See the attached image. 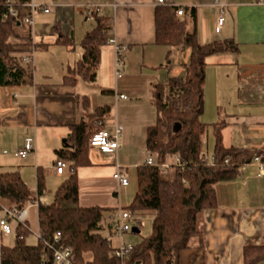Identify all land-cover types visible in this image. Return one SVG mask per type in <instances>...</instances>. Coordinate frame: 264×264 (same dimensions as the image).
Instances as JSON below:
<instances>
[{
    "label": "crops",
    "instance_id": "obj_1",
    "mask_svg": "<svg viewBox=\"0 0 264 264\" xmlns=\"http://www.w3.org/2000/svg\"><path fill=\"white\" fill-rule=\"evenodd\" d=\"M30 3L49 7L47 14L39 10L32 12L30 30L36 45L32 51V65L34 56L37 58L40 52L46 64L56 72L49 73L47 68L45 75L37 76L33 71L32 85L0 88V141L8 133L20 136L33 129V160L43 166L42 169L35 166V186L29 189L33 197H36L37 171L47 185L53 180L58 182L54 190L46 187L47 192H43L47 203L52 202L54 191L66 178L54 173V152L64 146L63 141L70 134L69 127L85 118L80 99H87L88 112L96 107H110L105 129L111 132L114 123L122 127L121 146L115 154L90 149L92 165L78 168L77 177L81 207L112 209L103 213L99 224L101 237L107 240L111 236L113 215L132 202L137 189L136 169L146 162L141 158L120 162V150L127 148L132 156L140 148L146 155L149 153L145 148V136L156 118L152 104L153 85L164 84L169 77H182L190 56L188 48L155 44L154 10L158 6L181 8L184 15L177 19L185 21L188 32L195 30L200 45L233 40L238 47L237 52L216 53L204 61L203 113L200 117L205 125L200 137L203 156H212L213 126L219 123H223L220 134L225 148L264 153V4L257 5L251 0H162L160 4L157 0H54L52 3L31 0ZM98 7L100 13H96ZM192 9L194 21L189 15ZM97 17L109 24L106 37L113 36L127 47L123 75L115 79L113 47L104 43L94 83H86L74 72L75 85H67L63 79L81 60L80 43L96 26ZM219 18L223 19L220 27L217 26ZM54 28L70 43L58 44ZM120 95L127 99H120ZM43 144L47 147L46 153L53 154L51 166L41 163L39 156ZM6 156L19 162L28 159V156L20 159L17 152L10 154L0 150V173L18 171L19 166H13ZM254 158L241 167L237 177L215 185L217 208L204 212L201 217L203 248L193 241L189 249L181 252L179 264H241L242 247L263 242L264 165L260 169ZM258 158L262 162V156ZM173 159L165 162L170 167L161 173L164 181L172 178ZM117 165L128 179L126 186L113 179ZM129 171L134 172L131 191L128 189ZM49 196L52 198L48 202ZM32 203L26 204L27 222L31 233H35L39 229L37 206ZM30 223H34V230ZM139 223L140 227L144 225ZM139 228L138 232H130L141 236ZM125 234L120 238L111 236L110 248L125 244ZM82 258L87 263L92 261L91 253H84Z\"/></svg>",
    "mask_w": 264,
    "mask_h": 264
},
{
    "label": "trees",
    "instance_id": "obj_2",
    "mask_svg": "<svg viewBox=\"0 0 264 264\" xmlns=\"http://www.w3.org/2000/svg\"><path fill=\"white\" fill-rule=\"evenodd\" d=\"M17 16L0 19V88L29 86L33 83V66L23 64L21 57L32 53L31 30L23 23L30 15L31 0H11ZM6 0H0V14L7 13ZM175 9L158 6L154 10L155 44L190 50L188 63L182 77H169L164 84L153 85L152 104L156 111L154 124L147 129L145 148L157 155V165L143 164L136 169L137 189L132 202L125 209L135 219L151 215L150 232L133 247L132 253L123 261L109 258L110 244L99 234L100 222L109 208L81 207L78 202L77 169L90 167L88 142L94 132L106 126L110 107H96L88 112L87 99H80L85 118L69 127L65 144L54 152L55 161L70 163L69 174L53 194L50 203L40 200L45 186L42 174L37 171L36 197L21 179L18 171L0 173V200L9 207L22 208L37 199V220L40 239L36 244H25L29 231L19 225L14 229L13 246H4L0 241V264H52V250L44 247L63 245L72 250L76 264H179L181 252L189 249L193 241L203 248L201 217L206 211L217 208L215 185L234 179L241 167L253 157L264 153L225 148L221 140L223 123L215 124V144L210 162L201 153L200 137L205 125L200 121L203 113V83L205 58L221 52H237L233 40L200 45L195 30L188 32L185 21L175 17ZM195 11H190L194 21ZM109 30L107 20L97 17L96 26L80 43L81 60L74 71L63 79L67 85L76 83L74 72L86 83L93 84L100 61V50L104 46ZM54 31L58 33L57 28ZM57 43L69 44V40L58 33ZM179 159V165H171L173 175L170 181L161 176V166L169 158ZM59 234L55 245L53 235ZM91 253L90 263L83 261V254ZM241 264H259L264 261V239L260 245H245L241 250Z\"/></svg>",
    "mask_w": 264,
    "mask_h": 264
},
{
    "label": "built area",
    "instance_id": "obj_3",
    "mask_svg": "<svg viewBox=\"0 0 264 264\" xmlns=\"http://www.w3.org/2000/svg\"><path fill=\"white\" fill-rule=\"evenodd\" d=\"M54 0H50L52 3ZM252 3L257 5L264 4V0H251ZM162 3V0H157V4ZM5 6L7 8V13L0 14V19L5 20L7 16L16 17L17 11L14 8V3L11 0H6ZM30 8V15L23 18V23L25 26L32 29V12L34 10H39L44 14L49 13V7H40L35 6L31 3L28 4ZM96 13H100V8L96 9ZM184 15V12L181 8L175 9V17L181 18ZM223 23V19L219 18L217 21V26L220 27ZM105 43L113 47L114 51V77L115 79H120L124 71V55L127 51L125 45L119 44L113 36H108L105 38ZM32 53L24 55L21 57V62L23 64L32 65ZM120 99L126 100L127 97L120 95ZM113 130L110 132L107 129L103 128L99 131L93 133L88 142L89 149H97L99 153L102 154H115L120 147L121 137H122V127L114 123ZM34 150V140L31 138H25L23 142V147L17 152V156L20 159H25L29 153ZM208 162L212 160V156L204 157ZM254 161L259 163L260 169H262L264 163L260 161L258 157L254 158ZM145 164L149 166L157 165V155L155 153H148ZM179 159L174 158L173 165H179ZM54 173L57 176H67L69 174L70 163L64 160H57L54 163ZM170 166L168 164H162L161 173L165 172ZM113 179L121 186H126L128 184V179L121 168L116 166V171L113 174ZM40 200L45 202L44 195L40 196ZM37 206V199L33 202ZM32 203V204H33ZM114 224L111 228V236L120 238L122 234L131 231L132 228L129 226V222L134 221L135 216L126 209L117 210L113 215ZM28 210L26 205L22 208H15L4 206L0 203V241L2 238L14 235L15 227L21 225L26 228L29 233L31 232L28 227ZM36 236V240L40 239L39 229L37 232L33 233ZM109 236V238L111 237ZM59 234L53 235V242L56 245L59 242ZM44 247H47L52 250V264H76L74 262L72 250L70 247L63 245H56V247L49 245L47 242H42ZM133 251V246H124L119 245L116 248H111L108 253L109 258H117L121 261L127 259Z\"/></svg>",
    "mask_w": 264,
    "mask_h": 264
},
{
    "label": "rangeland",
    "instance_id": "obj_4",
    "mask_svg": "<svg viewBox=\"0 0 264 264\" xmlns=\"http://www.w3.org/2000/svg\"><path fill=\"white\" fill-rule=\"evenodd\" d=\"M39 53L40 52H37V55H39L37 58L34 56V61H33V65H32L33 71L37 72V76L45 75V73L48 72V71H46L47 68L49 69V71H51L49 73H53V72L55 73L56 69L52 70L53 68L50 65L46 64L45 56L41 55L42 53L41 54H39ZM39 57H41V59ZM43 57H44V60L42 59ZM34 137L35 136L33 134V129H31L30 133H24L20 136L18 134L14 136V135H11L10 133H8V135L0 141V143H1L0 150L7 151L10 154H12L13 152H18L20 149H22L23 142H24L25 138H31L34 140L35 139ZM44 140H45V138H44ZM45 143H46V141H44V144ZM44 144H43V150L41 149V153H40L39 157L41 159V163L50 164V166H51L53 154L51 152L46 153L45 150L47 147H45ZM60 144H61V142H60ZM120 146H121V144H120ZM32 155H34V152H31L28 154V159L25 162H19L18 160L12 161L13 159L11 160L10 156H6L9 160H11L10 162H11V164H13V166H19L18 167V173H19L21 179L25 182V184L27 185V187L29 189H33L34 188L33 186H35V171H36L35 166H37L41 169L43 168V166L41 164L37 165L36 163H34ZM133 155L134 156L130 155V152L127 150V148L120 150V159H121L120 162H127L128 160H132L134 158H138V159L141 158L143 160H146L147 156H148V154L146 155L145 150H142L141 148L136 153H133ZM145 157H146V159H145ZM173 161H174V159H173ZM16 163H17V165H16ZM117 167L120 168V165H117ZM53 169H54V166H53ZM127 174H128V178L130 180V186L128 187V189L131 191V189L134 186V183L132 182L134 172L129 171V172H127ZM57 183L58 182L53 180L52 183H48V185H47L45 182V179H44V186H45L44 192L45 193L47 192L46 191L47 188L54 190ZM43 195H44V193H43ZM51 198L52 197L49 196L48 202L51 200ZM0 203L3 204L4 206H10L11 205L8 202L3 201V200H0ZM29 213L33 214V210H30ZM150 218H151V215L148 213L140 215L138 217V220H139V222H142L144 224L142 227L139 228V230L141 231V236L134 235L129 231L124 236L123 241L125 244H121V245L134 247L135 245H137L142 240L143 237H146L150 232V225H151V221H150L151 219ZM28 219H29V217H28ZM129 226H130V228L134 227L133 221L129 222ZM30 227L34 230L35 229L34 223H30ZM1 242H2V245H4V246H13L14 235L8 236L6 238H2ZM36 242H37L36 236L31 232L25 238V244L26 245L32 246V245L36 244Z\"/></svg>",
    "mask_w": 264,
    "mask_h": 264
},
{
    "label": "water",
    "instance_id": "obj_5",
    "mask_svg": "<svg viewBox=\"0 0 264 264\" xmlns=\"http://www.w3.org/2000/svg\"><path fill=\"white\" fill-rule=\"evenodd\" d=\"M64 143H65V141H63ZM131 231L132 232H138V230L135 228V227H133L132 229H131Z\"/></svg>",
    "mask_w": 264,
    "mask_h": 264
}]
</instances>
